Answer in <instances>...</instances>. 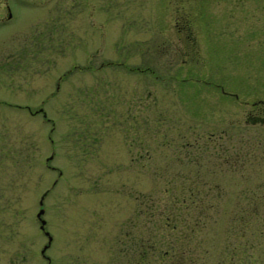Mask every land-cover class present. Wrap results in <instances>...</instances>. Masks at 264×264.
<instances>
[{
  "label": "rangeland",
  "instance_id": "obj_1",
  "mask_svg": "<svg viewBox=\"0 0 264 264\" xmlns=\"http://www.w3.org/2000/svg\"><path fill=\"white\" fill-rule=\"evenodd\" d=\"M261 102L264 0H0V264H195L264 187Z\"/></svg>",
  "mask_w": 264,
  "mask_h": 264
},
{
  "label": "flooded vegetation",
  "instance_id": "obj_2",
  "mask_svg": "<svg viewBox=\"0 0 264 264\" xmlns=\"http://www.w3.org/2000/svg\"><path fill=\"white\" fill-rule=\"evenodd\" d=\"M5 10L6 17H8L9 10L7 6L5 7ZM251 107L254 113L247 116L251 120V123H259L264 126V103H254ZM258 141L264 143V137L259 138ZM259 193H263V195L252 194L246 195L245 197L243 196V207L242 209H239V214L233 217L236 219V222L240 224L238 227L240 230L239 232H227L222 243L220 240L215 242L213 237H207L204 240L198 237L192 239L193 263L202 264L204 260L203 256H209L208 261L206 257L207 264H261V258L258 256L262 254V251L264 253V250L261 247L262 242H264V232L262 231V228H260L258 232H255L254 235L245 232L249 223H253L259 217L260 220H264V217H262L264 216V187L259 190ZM192 202L195 203L196 208V210H194L195 214L193 222L198 229L200 224L199 208L201 201L196 199ZM247 204H253L255 211L257 210L259 213L254 214L252 217L246 215L245 206H247ZM216 244H218V247H216ZM42 252L43 251H40L41 255H43ZM215 255L217 256L215 257Z\"/></svg>",
  "mask_w": 264,
  "mask_h": 264
},
{
  "label": "water",
  "instance_id": "obj_3",
  "mask_svg": "<svg viewBox=\"0 0 264 264\" xmlns=\"http://www.w3.org/2000/svg\"><path fill=\"white\" fill-rule=\"evenodd\" d=\"M41 213H42V209H41V208H39V209L36 211V213H35L36 217L39 219V227H40V228L43 227V223H44V220L40 218ZM48 242H49V237H48V241H47L46 244H48ZM46 246H47V245H44V246L41 248L40 251H43V249H44Z\"/></svg>",
  "mask_w": 264,
  "mask_h": 264
}]
</instances>
